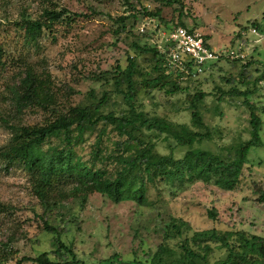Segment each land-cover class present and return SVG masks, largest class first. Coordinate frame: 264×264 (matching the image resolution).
<instances>
[{
    "label": "rangeland",
    "instance_id": "rangeland-1",
    "mask_svg": "<svg viewBox=\"0 0 264 264\" xmlns=\"http://www.w3.org/2000/svg\"><path fill=\"white\" fill-rule=\"evenodd\" d=\"M44 9L66 10L76 17L54 24L52 32H45L36 46L26 44L16 23L37 19ZM158 10V18L146 15ZM120 17L125 18L122 25ZM251 23L256 24L258 35L239 38L238 31ZM176 24L201 34L214 51L237 50L240 44L245 59L237 64L223 60L216 70L191 78L195 83L184 79L181 92L172 93L169 86L144 90L143 80L153 77V60L141 48L153 47L160 35ZM128 57L136 59L139 74L135 77L136 106L148 116L208 132V138L192 148L209 151L225 161L234 156L238 144L250 138L251 129L243 99L230 93L251 92L249 101L261 119L260 145L249 150L238 186L223 191L197 182L180 188L160 180L155 186L148 185V203L143 206L135 202L116 205L98 193H89L81 206L70 194L73 185L68 184L60 186L61 193L57 189V193H50L44 205L35 193L32 176L20 165L6 169L0 160L3 263L34 264L19 261L42 253L53 259L54 238L38 232L44 222L65 228L61 239L73 247L83 264L146 263L162 243L163 226L170 218L186 220L193 230L217 226L264 237V204L255 201L257 192L264 190V0H0V150L11 139L6 124L43 126L70 108L95 104L103 93L109 100L100 107L102 113H124L126 106L113 90L112 76L116 67L125 68ZM29 71L39 78L41 94L38 101L20 110L13 93L20 89ZM199 92L206 94L197 105L205 127L196 129L191 125L188 105L189 98ZM100 127L86 132L75 147L84 162L93 160V144ZM146 138L161 155L172 152L175 158H181L188 149L156 133H148ZM119 140L107 127L101 154L107 155L104 151H112ZM95 167L107 175L116 169L111 159L96 162ZM211 208L216 211L217 224L207 217ZM76 222L81 223L79 229ZM213 249L210 262L224 257L222 250Z\"/></svg>",
    "mask_w": 264,
    "mask_h": 264
},
{
    "label": "trees",
    "instance_id": "trees-1",
    "mask_svg": "<svg viewBox=\"0 0 264 264\" xmlns=\"http://www.w3.org/2000/svg\"><path fill=\"white\" fill-rule=\"evenodd\" d=\"M146 15L158 18L160 11ZM73 17L76 14L71 15L66 10L44 9L39 18L20 20L16 25L23 33L24 42L36 46L45 32H52L54 24L62 20L71 21ZM124 20L123 17L119 18L120 25ZM247 27L258 30L255 23L241 29ZM141 52L150 55L153 60V77L143 80L144 90H161L167 86L172 93L184 90L180 85L183 80H179L177 75L165 73L154 47L142 46ZM227 62L237 64L239 60ZM217 68L218 63L211 66L210 71ZM137 75L136 59L128 57L125 68L116 67L112 76L113 90L121 96L126 106L124 113H102L100 107L106 106L109 100L108 94L103 93L95 104L70 108L67 113L59 114L52 122L43 126L18 127L6 124L11 131V139L5 149L0 150V160L4 167L9 169L16 165L22 166L32 176L35 193L44 205L47 204L46 198L50 193L56 192V189L61 193L60 186L65 187L68 184L73 185L70 194L78 199L81 206L86 203L89 193H98L116 205L135 202L143 206L148 203L145 197L148 185L155 186L160 180L180 188L201 182L223 191L235 190L249 150L260 145L261 119L256 107L249 101L251 92L233 90L230 93L243 99V106L249 113L251 129L250 138L238 144L234 156L225 161L209 151L192 148L194 143L208 138V132L192 131L183 125L176 126L163 118L148 116L140 110L135 104ZM38 79L36 74L27 72L20 89L13 93L16 108L21 110L34 100H39L41 84ZM189 82L197 81L189 79ZM205 97L206 94L199 92L189 98L191 125L196 129L205 127L197 107ZM99 125L101 127L93 144V160L84 162L75 152V147L86 132L96 130ZM107 127L114 130L120 138L115 142L112 151H104L108 156L101 154L103 135ZM148 133H156L163 136L165 141L188 149L181 158H175L172 152L161 155L155 151V144L146 138ZM108 159L116 165V169L107 175L103 169L96 168L95 163L106 162ZM255 201L264 204V190L257 192ZM207 217L217 224L214 208L207 210ZM75 225L79 229L81 223L76 222ZM38 232L54 238L53 259L47 253H42L34 258L22 257L19 262L83 264L77 258L73 247L62 241L61 235L66 232L65 228L52 227L44 222L42 226H38ZM213 247L222 250L224 257L210 262L208 257L213 253ZM4 257L5 253L0 249V264H5L2 262ZM134 261L133 264H264V237L220 230L217 226L193 230L186 220L170 218L163 226L162 243L150 260L146 263Z\"/></svg>",
    "mask_w": 264,
    "mask_h": 264
},
{
    "label": "built area",
    "instance_id": "built-area-1",
    "mask_svg": "<svg viewBox=\"0 0 264 264\" xmlns=\"http://www.w3.org/2000/svg\"><path fill=\"white\" fill-rule=\"evenodd\" d=\"M240 38L247 34L257 36V29L247 27L238 31ZM153 47L166 74L177 75L179 80L195 78L223 60H244L241 46L237 50L214 51L204 37L183 26H174L163 32Z\"/></svg>",
    "mask_w": 264,
    "mask_h": 264
}]
</instances>
